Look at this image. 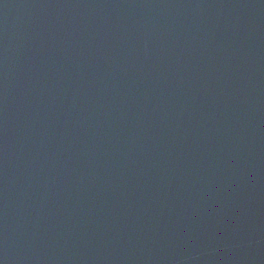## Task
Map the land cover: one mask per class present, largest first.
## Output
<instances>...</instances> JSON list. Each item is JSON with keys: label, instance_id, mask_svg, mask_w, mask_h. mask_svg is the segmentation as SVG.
<instances>
[{"label": "water", "instance_id": "95a60500", "mask_svg": "<svg viewBox=\"0 0 264 264\" xmlns=\"http://www.w3.org/2000/svg\"><path fill=\"white\" fill-rule=\"evenodd\" d=\"M0 264H264V0H0Z\"/></svg>", "mask_w": 264, "mask_h": 264}]
</instances>
